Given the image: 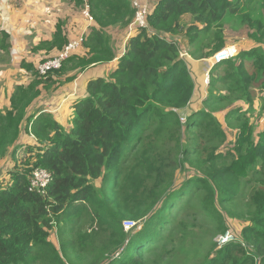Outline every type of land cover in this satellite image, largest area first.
Masks as SVG:
<instances>
[{
  "label": "trees",
  "instance_id": "1",
  "mask_svg": "<svg viewBox=\"0 0 264 264\" xmlns=\"http://www.w3.org/2000/svg\"><path fill=\"white\" fill-rule=\"evenodd\" d=\"M88 1L98 27L90 26L83 36L86 55H70L46 75L22 60L31 78L15 85L9 105L0 106V175L5 171L0 176V264H159L145 257L174 226L184 224L180 214L196 199L198 211L218 232L229 230L230 220L240 222L239 237L221 246L215 242L202 264H264V0H155L145 25L132 23L135 9L128 0ZM131 23L114 68L89 78L85 96L72 104L69 127L50 111L29 112L40 85L49 88L65 69L112 60L106 28ZM225 26H245L255 45L212 67L202 101L206 108L181 120L178 113L188 109L195 87L180 56L184 43L197 58H207L225 45ZM8 38L0 33L4 55L11 46ZM64 43L57 26L38 47ZM259 117L263 124L256 132ZM148 127L177 132H167L173 159L163 176L177 167L191 174L158 189L161 166L147 191L129 196L128 183L135 169L137 176L145 170L149 144L134 159L127 160L125 151ZM227 129L233 140L221 152ZM26 134L31 142L21 140ZM21 149V156L11 160ZM160 158L151 154L148 168L155 169ZM35 169L50 174L41 191L31 185ZM130 197L141 205L134 215ZM126 217L143 221L142 226L124 230Z\"/></svg>",
  "mask_w": 264,
  "mask_h": 264
},
{
  "label": "rangeland",
  "instance_id": "2",
  "mask_svg": "<svg viewBox=\"0 0 264 264\" xmlns=\"http://www.w3.org/2000/svg\"><path fill=\"white\" fill-rule=\"evenodd\" d=\"M183 20L188 21L189 16H186ZM244 29H246L245 26H242L241 28L234 26L233 29L229 26H225V45L207 58H197L198 56L190 53L186 43H184L185 49L181 50L182 55L186 61V66L190 77L195 83L194 92L188 109L186 107L187 112L198 110L200 108H206L202 101L207 95L206 89L209 85L211 70L213 69L210 67L208 62V59L211 56L226 47L229 48L235 46L237 48V52H239L238 50L250 48L255 45L251 38L244 34ZM9 40L10 37L8 38V41ZM229 49L231 52L235 51L232 48ZM9 50L12 52V49ZM205 50H207V48ZM191 62H198V68L194 67ZM15 66L16 65L12 64L10 54L4 55L3 51L0 50V88L3 87L4 95L6 97H8L7 91L11 90L14 84L22 82L25 77L29 78L30 80L28 72ZM51 80L53 81V78H51ZM4 101H7V99H4ZM2 106H6V104H2ZM217 116L221 117L222 113H217ZM262 124L263 118L259 117L256 123V132L260 130ZM168 131H170L172 134L177 133L172 127H167L166 129L161 128L158 131L153 130V127H148L140 136L138 144L136 146H130V148L125 151L127 160L134 159L143 151V148L146 146V144H149V148L146 150V161L143 163L145 165V170L142 171L140 176H137L135 174L136 169L134 170L133 176L131 177L127 187V194L129 196H138L139 194L147 191L150 188L153 180H155L156 174L158 173V168L161 166L162 167L160 169L159 175L160 186L158 185V189H161L166 185L171 186L173 183L179 184L186 176L191 174L190 170L183 171V169L177 167L169 175L163 176L167 171L166 165L173 159V148L169 146V136H167ZM227 134V141L225 144L223 142L219 146L218 151L225 152L229 148V142L233 138L232 129H227ZM30 139L31 137L28 135L24 140L27 141ZM156 140H161L162 143L160 146L153 142ZM22 150L23 149L19 150L17 154L13 155L11 160L16 157H20ZM151 154L156 155L157 158L161 156L160 161L156 163V168L153 170L148 168V159L150 158ZM197 202L198 200L196 199L195 202L187 203L184 206L179 217L180 220H185L184 224L176 225L170 232H168L165 239L160 243L161 245L145 257L148 263L159 262V264H202L206 254L213 249L214 243L216 242V244H219V238L223 237L227 231L229 235L233 236V240H236L239 237L240 222L236 220H230L229 230H227L225 233H220L217 230L216 224L212 222V219L210 217H206L203 212L198 211V204H196ZM131 204L133 205H130L129 207L131 209L132 215H134L138 212V208H140L141 205H136L133 198H131ZM228 208L232 209L233 206L230 205ZM131 221L136 223L133 228L136 227L138 229L143 223V221H140L139 219L135 220L130 217H126L122 220V226H124V222ZM185 228L189 229L187 233H184ZM124 230L128 231L130 229L124 228ZM50 239L56 243L55 235H52ZM170 241L173 242L172 246H167L165 243H163ZM173 248H175L174 252L171 251Z\"/></svg>",
  "mask_w": 264,
  "mask_h": 264
},
{
  "label": "crops",
  "instance_id": "3",
  "mask_svg": "<svg viewBox=\"0 0 264 264\" xmlns=\"http://www.w3.org/2000/svg\"><path fill=\"white\" fill-rule=\"evenodd\" d=\"M142 2L147 10L155 3L150 0H142ZM132 23L125 28L120 25H111L106 28L114 46L115 56L112 60L93 63L83 69L78 67L65 69L61 75L54 78L56 82L49 88L40 85L41 94L31 104L29 112L50 111L59 123L69 127L73 115L72 104L85 96L86 82L89 78L106 76L114 68L118 58L124 52L128 36L133 31L130 28ZM92 25L98 27L94 20L89 21L82 14L81 3L78 4L76 0H0V33L5 31L9 35L10 49H12V52L9 50L10 59L12 64L21 70L24 69L20 65L22 60L37 68L43 59L55 55L70 39L78 34L85 35ZM57 26L61 28L66 43L60 48L38 47L43 40L48 41L52 38ZM73 54L82 57L86 55V49L80 46L71 55ZM191 63L198 68V62ZM29 76L31 78L30 74ZM28 81L29 78L25 77L17 84H26ZM14 85L7 91V96L12 92ZM5 97L1 87L0 106L9 105L8 97ZM27 136L28 134L23 135L21 140L25 141ZM31 141L32 138L25 142Z\"/></svg>",
  "mask_w": 264,
  "mask_h": 264
},
{
  "label": "built area",
  "instance_id": "4",
  "mask_svg": "<svg viewBox=\"0 0 264 264\" xmlns=\"http://www.w3.org/2000/svg\"><path fill=\"white\" fill-rule=\"evenodd\" d=\"M128 1L135 9L134 24L136 21L138 22V25H145V16L147 13L146 5H144L141 2L142 0H128ZM150 1H155V0H150ZM81 2H82V8H81L82 14L87 18V20L93 21V17L89 11V4H88L89 1L81 0ZM83 36H84L83 34H78L74 38L70 39L55 55L43 59L36 68L38 73L40 75H46L49 72H52L53 70L59 69L62 66L63 62L67 60L70 57V55L80 47ZM229 48H232L235 51L231 52ZM229 48L227 47L223 48L222 50L216 52L213 56H211L208 59L211 68L217 63L229 59V57L234 56L237 53V48L235 46ZM180 56H183L182 53H180ZM49 179H50V174L47 171L43 169H35L32 172L31 185L36 189H38V191L39 190L41 191L46 186ZM123 225L124 228L131 229V227L133 228L136 225V223L135 222L133 223V221L124 222ZM232 240H233V236L229 235L227 231L223 237L219 238L218 245L221 246Z\"/></svg>",
  "mask_w": 264,
  "mask_h": 264
},
{
  "label": "water",
  "instance_id": "5",
  "mask_svg": "<svg viewBox=\"0 0 264 264\" xmlns=\"http://www.w3.org/2000/svg\"><path fill=\"white\" fill-rule=\"evenodd\" d=\"M135 24L138 25V22L135 21ZM187 110L182 109L179 113L178 116L181 120H184L186 118Z\"/></svg>",
  "mask_w": 264,
  "mask_h": 264
}]
</instances>
